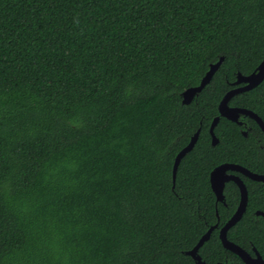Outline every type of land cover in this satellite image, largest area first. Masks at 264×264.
<instances>
[{
	"label": "trees",
	"instance_id": "1",
	"mask_svg": "<svg viewBox=\"0 0 264 264\" xmlns=\"http://www.w3.org/2000/svg\"><path fill=\"white\" fill-rule=\"evenodd\" d=\"M263 60L264 0H0V264H197L214 226L202 261L245 264L219 236L240 190L218 202L210 175L264 174V132L221 117L213 145L210 128ZM229 106L264 122V80ZM239 175L227 238L264 260V183Z\"/></svg>",
	"mask_w": 264,
	"mask_h": 264
},
{
	"label": "water",
	"instance_id": "2",
	"mask_svg": "<svg viewBox=\"0 0 264 264\" xmlns=\"http://www.w3.org/2000/svg\"><path fill=\"white\" fill-rule=\"evenodd\" d=\"M222 62H223V58H221L219 62H217L216 64L211 65L210 70L207 72L206 76L202 79L201 84L197 87H193L186 90L182 94L184 105L190 104L195 98V96L198 95L210 83L212 77L217 72ZM263 80H264V60L257 68V70L251 75L249 76H243L241 74L238 75V79L235 82V85H237L238 87L232 89L224 96V98L222 99L219 105L220 116L216 117L211 125L210 132L212 135L213 145H216L218 143V139L214 134V129L217 126L218 122L220 121L221 117L227 118L233 122L241 124L239 122L240 115L248 116L253 120H255L262 129V131L264 132V122L256 113L247 109L235 108L229 106V101L234 95L249 91L257 87ZM244 134L247 135L246 132ZM199 135H200V130H198L195 133V135L191 138L190 143L185 148H183L176 156L173 166V187H175L177 170L180 165V162L185 157L186 154L192 151V149L194 148V146L198 141ZM229 171L240 173L251 180L264 183V175L253 173L247 168L238 164L225 163L216 167L211 172L210 175L211 187L216 195L218 202H224V188L226 183L228 182L235 183L238 186L241 194L240 203L235 214L230 218V220H228L225 226L220 230V234H219L220 239L222 241L224 248L234 253L239 258H241L245 264H264V260L262 256L258 253V251L254 249L255 256H252L246 250L242 249L241 247L231 242L227 238L228 231L241 220L244 213L246 212L248 205V190L243 179L237 175L229 174L228 173ZM256 214L264 217V212L258 211L256 212ZM216 227L217 226L211 227L206 232V234H204V236L199 240L198 244L191 251L187 252V254L190 255L196 261L197 264H205L198 255V251L204 245V243L210 239L212 231Z\"/></svg>",
	"mask_w": 264,
	"mask_h": 264
},
{
	"label": "flooded vegetation",
	"instance_id": "3",
	"mask_svg": "<svg viewBox=\"0 0 264 264\" xmlns=\"http://www.w3.org/2000/svg\"><path fill=\"white\" fill-rule=\"evenodd\" d=\"M228 173H229V174H234V175H237V176L241 177V176L239 175L240 173H239V174H236L237 172L234 173V172H232V171H229ZM241 175H242V174H241ZM261 175H264V174H261ZM242 176H243V175H242ZM244 177H245V176H244ZM241 178H242V177H241ZM246 178H247V177H246ZM243 181H244V180H243Z\"/></svg>",
	"mask_w": 264,
	"mask_h": 264
}]
</instances>
